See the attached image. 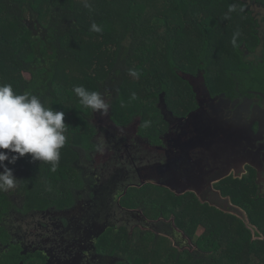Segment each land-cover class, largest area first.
Wrapping results in <instances>:
<instances>
[{"label":"trees","instance_id":"obj_1","mask_svg":"<svg viewBox=\"0 0 264 264\" xmlns=\"http://www.w3.org/2000/svg\"><path fill=\"white\" fill-rule=\"evenodd\" d=\"M230 6L236 10L229 12ZM244 6L243 0H0V85L10 83L14 92L38 95L45 107L64 112L67 141L60 154L65 150L75 160L60 159L55 172L30 154L14 164L3 162L19 181L0 192V264H43L22 254L11 236L6 219L13 213L69 211L92 199L96 181L88 165L98 152L97 131L89 120L93 111L80 104L73 86L100 92L115 126H128L139 116V135L153 142L159 95L178 112L191 104L178 70L205 71L209 87L218 82L222 87L233 79L238 46L259 41L257 24ZM93 23L102 31H92ZM68 64L81 70L71 76ZM256 74L252 82L263 86L264 65ZM252 177L249 170L248 178L229 180L223 190L261 234L194 196L147 184L127 188L120 206L147 212L152 221L173 218L194 250L173 248L172 224L159 221L161 230L155 232L137 229L128 235L108 228L97 239L96 252L119 258L117 264H264V198L255 196Z\"/></svg>","mask_w":264,"mask_h":264},{"label":"rangeland","instance_id":"obj_2","mask_svg":"<svg viewBox=\"0 0 264 264\" xmlns=\"http://www.w3.org/2000/svg\"><path fill=\"white\" fill-rule=\"evenodd\" d=\"M245 2L248 3V0H245ZM253 12L257 16L259 11L258 9H253ZM259 29L264 31V26H260ZM105 60H107L106 56L103 58V61ZM68 68V73L71 76L74 71L80 69L72 64H68ZM197 97L200 105V110L197 111L198 114L202 111L207 116L208 110L206 108L209 106V102L205 93L197 92ZM164 113L166 112L164 111ZM195 114H191L180 124L175 123L174 119L170 120L169 132L164 136L165 147L160 150L142 143L135 135L138 120L131 124L128 129L120 130L116 129L108 120V112L104 115L100 112H93L89 120L96 128V140L103 150L98 151L88 165V174L94 175V180L96 181L92 190V199L87 200V198L80 201L74 209L69 211L50 210L28 215L13 213L6 221L11 236L20 246L21 253L31 254L35 259L47 261L46 264H117L120 261L119 258H103L95 253L96 240L108 228L124 231L128 235H131L132 231L137 229L155 232L159 228V221L149 219L147 212L141 210L129 211L121 207L119 204L120 196L125 193L128 186H135L141 183L142 180L144 183L146 181L157 185L162 181L163 185L178 194H183L186 191L184 185L177 184L178 190L170 187L166 182L167 180L164 179L166 175L161 180V178L157 177L155 171L156 167L162 166L166 174L169 175L170 166H172L170 157L176 148V146H172L174 137L176 140L182 139L178 149L186 147L184 148L185 152L192 144L198 145L200 143L199 135L196 134L195 130L192 132V126L195 124V121L193 123L192 120L197 117H194ZM228 117L229 114L221 116L223 120ZM221 118L218 119L224 122ZM186 128L190 129V132ZM226 129L227 126L222 127V134L227 133ZM186 134L187 137L185 136ZM234 141L232 140L230 147L234 151L240 149V156L242 154L245 155V157H240V159L250 155V152L243 151L242 145L246 142L243 137L240 141ZM215 154L221 157L224 162H227L226 159L228 157L224 156L222 152L217 151ZM193 158L194 155L192 154L191 159ZM60 159L64 164L75 161L65 150L60 154ZM207 159V157L197 156V160L195 161L194 159L196 168H202V165H204L208 172L212 171L211 167H213V164H210L211 160ZM177 160L183 161L184 159L179 158ZM208 164H210V168ZM234 165L238 164H233L232 162V167L225 172L213 168L211 172L213 179L209 180L207 188L202 192H197L200 196L199 199L205 200V202L222 210L230 209L231 201L228 197L220 199L217 194H212L210 191L212 181L220 179L231 172L233 175H240L239 173L243 171L242 167L236 172ZM179 166L181 165L179 164ZM183 171L184 169L181 168L180 175L184 174ZM260 172L263 173L262 175L260 174V177L264 179V168ZM230 212L240 215L235 209ZM175 230L177 234H175L174 242L171 241L172 247L181 251L187 249L188 242L186 237L177 229ZM188 249L194 250L193 247ZM23 264H26V262Z\"/></svg>","mask_w":264,"mask_h":264},{"label":"flooded vegetation","instance_id":"obj_3","mask_svg":"<svg viewBox=\"0 0 264 264\" xmlns=\"http://www.w3.org/2000/svg\"><path fill=\"white\" fill-rule=\"evenodd\" d=\"M243 2L245 4L243 11H248L250 17L257 24L255 30L259 41L256 42L255 40L254 44L251 45L241 43V45L238 46L237 54L234 55V59L231 64L233 65L235 63L234 65H236L234 69L233 66L231 68V75L233 76L231 82L228 84L226 83L227 85L225 84L222 87H219L221 86L220 82L212 85L213 87H209L206 83L205 71H197L196 74H190L178 70L177 75L186 84L185 91L190 92L189 99L191 104H188V109L185 112H178L177 110H172V108L168 107L166 103L167 99L163 95H159L156 108L158 109L160 122L156 139L153 142L150 139L139 135L138 129L141 125V118L139 116L134 117L128 126L121 127L115 126L110 121L109 114L108 120L116 129L120 130L128 129L131 124L138 120L135 129V135L140 141H142V143L147 144L149 147L162 150L165 147L164 136L169 132L170 120L174 119L175 123L180 124L191 114H195L198 110H200L197 92H204L209 102V106L206 108L208 110V114L206 116L202 111H200L199 114L197 112L194 115V117H197L192 120L193 123L195 121V124L192 126V132L195 130L196 134L199 135L200 143L198 145L192 144L189 149H187V152H185L184 148L186 147L178 149L182 139L179 138L176 140L173 136L174 140L172 146H176V148L170 157L172 166H170L171 170L169 175L166 174V171L164 170V167L162 168V166L156 167L155 171L157 177L161 178V180L166 175V178L164 179L167 180L166 182L170 187L176 188V190H178L177 184L184 185L186 191L183 194H178L173 192L169 187L163 185L162 181L157 185L146 181L144 183L143 180L141 183H138L135 186H128L127 188H140L143 185L150 184L156 186L159 189H165L175 196L186 194L189 196H194L201 204H206L209 207L217 209L224 214L241 219L245 223L246 227L250 228L252 233L261 234L256 229V227L249 223L245 211L234 204L231 200V197L227 194H224L223 190L225 184H230L229 180H240L244 177L248 178L249 170H252L253 177L252 179L249 178V180L251 181V185H253L252 188H254V194L257 197L264 198V179L260 177L263 174L260 171H262V168H264V85L259 86L255 82H252V78L254 80V76L257 75L256 71L259 69V67L264 65V31L259 29L260 26H264V5L257 3L255 0H248V3L243 0ZM253 9H258L259 12L257 13V16L254 14ZM259 21L263 23H260ZM200 70L205 69L202 68ZM250 86L252 88H249ZM169 100H167V102L170 104ZM225 105H230V107ZM164 111L166 113H164ZM224 114H229V117L225 120L221 118V116ZM218 118H221L224 122ZM224 126H227V133L222 134V127ZM188 131L190 132V129ZM185 136L187 137V134ZM242 137L246 140V142H244L242 145L243 151L250 152V155L246 158L240 159V157H245V155L242 154L240 156L241 150L238 149V151H234L230 147V144L232 143V140L240 141ZM217 151L222 152L224 156L228 157L226 159L227 162H224L221 157L216 156L215 153ZM192 154L194 155L193 159H191ZM197 156H201L203 158L207 157V160H211L210 164H213V167H211L212 171L214 168L216 170H220L221 172H225L232 167V162L233 164H238L234 165L236 172H238L240 167H242L243 171L239 173L240 175L236 176L231 174V172L230 174L212 181L211 183L210 192H212V194H217L220 199L228 197L231 201L230 209L222 210L214 205L212 206L208 202H205V200L202 201L199 199L200 196L197 192H202L205 188H207V183L213 178L211 177L212 171L208 172L204 165H202V168H196L194 159L196 161ZM178 157L183 158L184 160L178 161ZM179 164L181 166H179ZM210 164H208V167ZM181 168L184 169L183 175H180ZM233 209L238 211L240 215L231 213L230 211ZM128 210L131 211V209ZM159 221L164 220L160 218ZM164 222L171 223L175 233L177 232L175 229L180 231L174 226L173 218H170L168 221ZM158 229L160 228H157L156 231H158ZM180 232L182 233V231ZM174 240L175 239H172L171 241L174 242ZM186 240L188 242V248L193 247L187 237ZM95 253L100 257L107 258V256L99 255L96 250ZM31 256L33 257L31 259L35 261L43 262V264L47 263V261L35 259L33 255ZM42 258L46 259L44 257Z\"/></svg>","mask_w":264,"mask_h":264},{"label":"clouds","instance_id":"obj_4","mask_svg":"<svg viewBox=\"0 0 264 264\" xmlns=\"http://www.w3.org/2000/svg\"><path fill=\"white\" fill-rule=\"evenodd\" d=\"M235 10V6L229 7V12ZM91 30L102 31L95 23L91 25ZM238 35V32L234 34L233 45ZM129 74L137 79L140 75L135 70H130ZM72 90L82 106L102 115L107 114L110 105L100 92L89 91L83 85L73 86ZM132 98L135 99L134 93ZM64 116L62 111L45 107L38 95L28 91L18 94L10 83L0 85V150L6 149L15 154L9 157L8 153L0 151V168H3L0 171V192L16 188L19 181L4 161L14 164L18 158L30 154L32 160L47 162L51 165L50 170L56 171L60 149L67 141L65 133L68 125ZM97 150L102 151V146H97Z\"/></svg>","mask_w":264,"mask_h":264}]
</instances>
